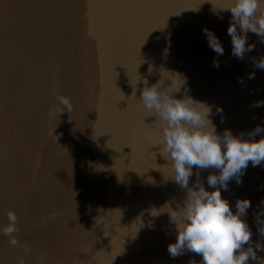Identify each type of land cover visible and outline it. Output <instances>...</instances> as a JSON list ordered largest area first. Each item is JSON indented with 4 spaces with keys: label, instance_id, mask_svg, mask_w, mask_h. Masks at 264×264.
<instances>
[{
    "label": "water",
    "instance_id": "obj_1",
    "mask_svg": "<svg viewBox=\"0 0 264 264\" xmlns=\"http://www.w3.org/2000/svg\"><path fill=\"white\" fill-rule=\"evenodd\" d=\"M226 2L0 0V227L9 209L19 218L17 246L0 233V264H201L187 250L170 256L175 225L167 212L152 215L166 201L175 208L186 190L154 145L160 122L136 82L177 72L187 94L211 106L218 132L264 125V106H254L264 99V70L252 63L264 43L249 32L255 48L232 55L231 13L213 11ZM205 27L223 55L209 47ZM60 95L71 98V112H60ZM212 171L199 170L205 187ZM241 179L221 194L233 210L237 198L251 200V243L264 245V162H249Z\"/></svg>",
    "mask_w": 264,
    "mask_h": 264
},
{
    "label": "clouds",
    "instance_id": "obj_2",
    "mask_svg": "<svg viewBox=\"0 0 264 264\" xmlns=\"http://www.w3.org/2000/svg\"><path fill=\"white\" fill-rule=\"evenodd\" d=\"M216 10L230 11L231 19L227 34L231 38L232 55L243 59L245 53L255 48V43H248V33L258 35L264 43V0H227ZM223 18L222 16L220 17ZM209 47L217 56L223 55L224 47L219 37L207 27L203 28ZM254 68L264 70V55L253 57ZM213 65L219 67V61ZM163 69V68H162ZM153 66L149 65V72ZM137 80L143 83L140 101L148 116L155 115L160 122V139L154 145H160L165 159L171 164L174 175L171 178L180 188L186 190L182 202L172 207L166 201L155 214L167 212L170 222L175 225L176 239L168 244V252L173 258L185 250L202 256L201 264H250L264 258L257 256V251L264 249L259 241L255 247L251 243L252 230L245 216L252 206L249 198H237L235 210L229 200L222 196L227 191L229 181L235 179L242 183V175L249 162L253 167L264 162V125L247 132L234 133L230 128L218 132L211 120V106L198 101L187 94V79L181 74L164 70L161 79L149 84L141 76ZM255 73H249L248 79H254ZM165 80L171 83L165 85ZM136 85L133 87L135 96ZM184 88L183 95H177ZM60 112L74 108L67 95L58 97ZM254 106H264V99L255 101ZM218 112L223 109L218 107ZM197 169V180L189 185L193 169ZM213 169L207 176V187L199 179V170ZM264 204V200L261 201ZM18 215L14 209L7 211V224L0 227V233L9 237V243L15 247L18 239ZM259 231L264 234V226ZM247 245V247H245ZM25 251H28L25 246ZM190 264H196L195 261Z\"/></svg>",
    "mask_w": 264,
    "mask_h": 264
}]
</instances>
